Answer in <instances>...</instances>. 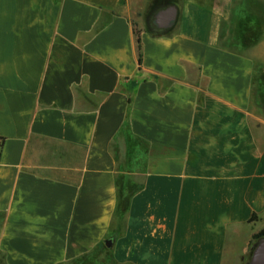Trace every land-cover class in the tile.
I'll list each match as a JSON object with an SVG mask.
<instances>
[{"label": "crops", "instance_id": "0c3cea01", "mask_svg": "<svg viewBox=\"0 0 264 264\" xmlns=\"http://www.w3.org/2000/svg\"><path fill=\"white\" fill-rule=\"evenodd\" d=\"M153 2L0 0V264H244L264 230L234 0Z\"/></svg>", "mask_w": 264, "mask_h": 264}, {"label": "rangeland", "instance_id": "374dc122", "mask_svg": "<svg viewBox=\"0 0 264 264\" xmlns=\"http://www.w3.org/2000/svg\"><path fill=\"white\" fill-rule=\"evenodd\" d=\"M222 42L253 60L251 111L264 120V0H234L222 28ZM70 264H113L107 253L96 252Z\"/></svg>", "mask_w": 264, "mask_h": 264}, {"label": "water", "instance_id": "95a60500", "mask_svg": "<svg viewBox=\"0 0 264 264\" xmlns=\"http://www.w3.org/2000/svg\"><path fill=\"white\" fill-rule=\"evenodd\" d=\"M153 3L150 7H152ZM177 13L175 6H169L157 14L155 24L165 30L172 29L177 20ZM111 244V240L105 242L107 248H110ZM244 264H264V234L259 236L249 247Z\"/></svg>", "mask_w": 264, "mask_h": 264}, {"label": "trees", "instance_id": "16d2710c", "mask_svg": "<svg viewBox=\"0 0 264 264\" xmlns=\"http://www.w3.org/2000/svg\"><path fill=\"white\" fill-rule=\"evenodd\" d=\"M134 33L136 35V42H137V49H138V59H139V63H140V61H141V43H140L139 33L137 31H135ZM2 140H3V138L0 137V141H2ZM127 204H128V199H124V200L119 202L118 207H119V210H121L122 214L125 213ZM253 218H255V215H252L250 221L253 220ZM262 234H264V230L260 231L256 235H254L253 238H252V242H251L250 246Z\"/></svg>", "mask_w": 264, "mask_h": 264}]
</instances>
